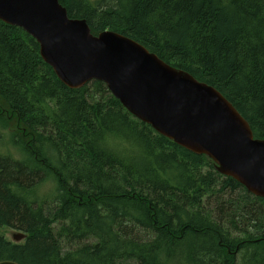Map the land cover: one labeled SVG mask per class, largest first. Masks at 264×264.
<instances>
[{"label": "trees", "instance_id": "obj_1", "mask_svg": "<svg viewBox=\"0 0 264 264\" xmlns=\"http://www.w3.org/2000/svg\"><path fill=\"white\" fill-rule=\"evenodd\" d=\"M218 91L264 140V0H58ZM0 262L264 264V199L133 117L99 81L64 86L0 22ZM9 147L20 159H15ZM54 186L39 198L41 186Z\"/></svg>", "mask_w": 264, "mask_h": 264}, {"label": "water", "instance_id": "obj_2", "mask_svg": "<svg viewBox=\"0 0 264 264\" xmlns=\"http://www.w3.org/2000/svg\"><path fill=\"white\" fill-rule=\"evenodd\" d=\"M0 22L22 29L67 88L102 82L133 117L179 147L210 159L215 170L264 199V140L213 87L167 65L135 41L93 36L58 0H0ZM26 234H12L14 244ZM0 264H16L3 261Z\"/></svg>", "mask_w": 264, "mask_h": 264}, {"label": "rangeland", "instance_id": "obj_3", "mask_svg": "<svg viewBox=\"0 0 264 264\" xmlns=\"http://www.w3.org/2000/svg\"><path fill=\"white\" fill-rule=\"evenodd\" d=\"M2 140L1 138V133H0V141ZM6 145H7V148L9 150V152H11L13 154V156L15 157V159H20V156L16 155V151L14 149H12L11 147H9V141H6ZM1 148L5 149V145H0ZM53 189H54V186H51L49 184H45L43 186L40 187V189L38 190V194L37 196L39 198H42V197H50L53 193ZM14 232H18L16 230H13V229H10V230H7L5 228H0V235H2L5 240L9 241V242H13V239H12V234Z\"/></svg>", "mask_w": 264, "mask_h": 264}, {"label": "bare ground", "instance_id": "obj_4", "mask_svg": "<svg viewBox=\"0 0 264 264\" xmlns=\"http://www.w3.org/2000/svg\"><path fill=\"white\" fill-rule=\"evenodd\" d=\"M17 28V27H16ZM20 29V28H19ZM22 30V29H21ZM23 31V30H22ZM34 40V39H33ZM36 42V41H35ZM37 43V42H36ZM39 47V46H38Z\"/></svg>", "mask_w": 264, "mask_h": 264}]
</instances>
